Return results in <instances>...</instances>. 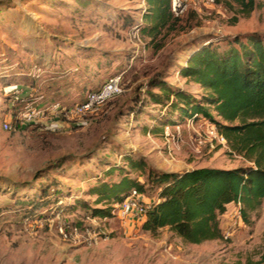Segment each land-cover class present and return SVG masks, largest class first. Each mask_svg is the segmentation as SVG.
Returning <instances> with one entry per match:
<instances>
[{
	"label": "rangeland",
	"instance_id": "rangeland-1",
	"mask_svg": "<svg viewBox=\"0 0 264 264\" xmlns=\"http://www.w3.org/2000/svg\"><path fill=\"white\" fill-rule=\"evenodd\" d=\"M255 1L246 14L232 0H188L181 15L187 29L156 49L140 30L147 0H0V264H264V202L247 221L239 205L229 206L221 217L226 237L202 244L169 228L158 235L144 231L145 219L125 216L122 203L112 205L111 216L90 211L104 207L91 188L110 167H125L126 155L146 161L144 172L127 167L146 183L149 167L182 172L253 165L218 140L209 119L170 124L168 136L164 112L146 90L162 75L198 99L207 95L180 69L213 42L252 33L264 39V0ZM118 74L124 92L98 118L17 126L27 107L80 103L89 89ZM138 98L145 103L136 112ZM146 188L147 201L157 197Z\"/></svg>",
	"mask_w": 264,
	"mask_h": 264
},
{
	"label": "trees",
	"instance_id": "trees-1",
	"mask_svg": "<svg viewBox=\"0 0 264 264\" xmlns=\"http://www.w3.org/2000/svg\"><path fill=\"white\" fill-rule=\"evenodd\" d=\"M225 1L214 0L216 3ZM232 1L246 14L252 13L256 6L255 0ZM186 29L182 16H177L172 9V0H147L140 30L150 37V44L156 49L164 46L171 33ZM223 41L224 44L213 42L201 47L180 69L181 76L207 91L202 99L167 82L162 75L151 78L146 93L164 112L161 121L168 120L161 125L209 119L234 153L244 156L253 165L195 167L182 172L149 167L146 183L132 177L127 169L144 172L146 161L126 155L125 167H110L104 178L91 188L95 203L104 205L103 208H90L93 216H111L112 205L122 203L135 189L146 192V185H149L157 197L151 198V208L142 229L158 235L162 229L169 228L186 242L202 244L226 237L221 217L232 204L240 206L241 216L246 221L251 212L261 208L264 202V39L252 33L245 38L236 36ZM144 103L145 100L138 98L133 110L142 111ZM208 105L224 122L214 118ZM174 116L178 119L174 120ZM17 126L23 127L19 122ZM155 129L157 127L154 132ZM115 173L117 178L113 179ZM79 204L88 206L85 201Z\"/></svg>",
	"mask_w": 264,
	"mask_h": 264
},
{
	"label": "built area",
	"instance_id": "built-area-1",
	"mask_svg": "<svg viewBox=\"0 0 264 264\" xmlns=\"http://www.w3.org/2000/svg\"><path fill=\"white\" fill-rule=\"evenodd\" d=\"M214 2V0H210ZM188 0H172V9L179 16L187 10ZM124 92L122 83V74L110 77L98 89L88 91L86 99L80 103L71 106H64L60 102H52L37 107H27L24 112H20L18 116L21 126L32 125H56L62 127L61 123L78 124L88 122L98 118L103 112L104 106L115 97ZM192 125L194 121L188 120ZM6 130H13L10 121L4 123ZM166 133L169 136L170 126L166 127ZM180 129V126L177 127ZM217 131V130H216ZM217 138L221 143H225L226 139L217 131ZM151 201H147L143 193L133 190L130 195L121 204V211L125 216L134 220H144L151 208Z\"/></svg>",
	"mask_w": 264,
	"mask_h": 264
},
{
	"label": "crops",
	"instance_id": "crops-1",
	"mask_svg": "<svg viewBox=\"0 0 264 264\" xmlns=\"http://www.w3.org/2000/svg\"><path fill=\"white\" fill-rule=\"evenodd\" d=\"M91 89H89V91H90ZM151 201V200H150Z\"/></svg>",
	"mask_w": 264,
	"mask_h": 264
}]
</instances>
